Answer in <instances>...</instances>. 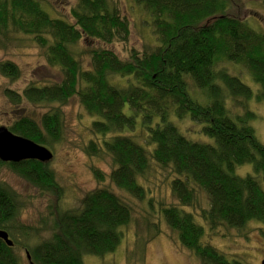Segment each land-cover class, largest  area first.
Instances as JSON below:
<instances>
[{"label": "trees", "instance_id": "obj_1", "mask_svg": "<svg viewBox=\"0 0 264 264\" xmlns=\"http://www.w3.org/2000/svg\"><path fill=\"white\" fill-rule=\"evenodd\" d=\"M131 1L145 11L152 47H127L130 22L120 13L118 0H74L68 16L55 13L44 0H0V50L30 41L61 75L57 83L33 82L21 92L3 88L1 96L14 108L6 127L52 152L64 140L61 107L76 98L90 118L92 138L83 152L110 158L108 178L116 189L144 201L151 168L169 170L175 201L159 203L158 214L180 247L199 264H245L205 239L220 228L264 225V145L250 125L256 115L245 106L251 99L264 102V32L255 30L247 17L228 14L231 0ZM260 2L264 9V0ZM92 41L104 46L79 50L81 42ZM115 44L128 51L126 59L108 47ZM84 53L86 65L80 58ZM228 65L246 71L257 91L228 72ZM0 76L15 81L20 70L12 62H0ZM184 119L211 141L187 138L175 121ZM244 165H251L252 175L235 174ZM0 169L36 188L53 205L45 222L25 224L20 195L0 182V229L13 243L9 247L0 239V264H25L19 249L34 264H83L84 255L104 257L114 253L122 228L133 219L124 198L106 188L87 192L78 207L64 210V189L49 163L0 162ZM91 172L101 182L106 176L98 169ZM152 226L159 234L158 225Z\"/></svg>", "mask_w": 264, "mask_h": 264}, {"label": "rangeland", "instance_id": "obj_2", "mask_svg": "<svg viewBox=\"0 0 264 264\" xmlns=\"http://www.w3.org/2000/svg\"><path fill=\"white\" fill-rule=\"evenodd\" d=\"M44 1L52 5L55 13L63 16H68V11L74 4V0ZM118 5L120 13L130 22L127 47L141 50L145 46H154L152 28L146 25L145 11L131 0H118ZM228 14L239 18L247 17L248 23L255 30L264 32V9L260 0H231ZM102 46L104 45L93 41L91 45L81 42L79 50ZM108 47L121 59H126L128 56V51L122 45L115 44ZM80 58L81 62L86 65L88 58L86 54ZM5 61L16 64L20 70V78L15 81L0 76V126L6 127L11 123L14 108L9 106L1 96L3 88L21 92L25 86L33 82L57 83L61 80V75L57 69L46 64L42 51L30 41L14 42L10 47L1 49L0 62ZM227 67L228 72L238 75L242 83L249 86L254 93L257 91V84L251 80L246 71L235 65ZM228 106L235 112H239L237 106ZM245 106L256 115L250 125L259 142L264 145V102L259 103L251 99ZM36 110L42 112L47 108ZM61 110L65 122L64 140L52 150L53 158L49 162V167L54 171L58 183L64 189L60 203L62 208L64 210L76 208L87 192L96 188H106L124 198L133 211V219L128 226L122 228L124 236L114 253H109L104 257L84 255L83 264H199L189 251L180 247L178 237L167 228L158 214L159 203L169 205L175 201L169 188V183L173 179L169 170H162L156 166L151 168L147 174L146 183L143 182L147 188V198L144 201H137L123 194L113 186L108 178L112 169L110 158L105 155L98 158L89 157L83 152V146L92 138L87 130L90 118L78 104L77 99L71 98L66 105L61 107ZM175 121L187 138L204 142L211 141L210 139L203 140V137L197 133L198 125L189 119ZM138 141L140 142L141 139ZM92 169L104 172L106 176L102 182L92 176ZM235 174L252 175L251 165L237 167ZM0 182L6 183L20 195L24 203V209L20 215L21 222L30 225L38 223L39 225L46 217H51L49 211L53 205L47 201V198L41 197L36 188L6 169H0ZM261 186L264 191L263 183ZM154 224L158 225L159 234H155V228L152 226ZM40 234L47 237L46 231ZM205 242L229 258L241 260L245 264H260L264 259V225L259 222H251L239 231L220 228L216 233H209ZM18 252L24 259V250L19 249ZM25 264H28L27 260Z\"/></svg>", "mask_w": 264, "mask_h": 264}, {"label": "water", "instance_id": "obj_3", "mask_svg": "<svg viewBox=\"0 0 264 264\" xmlns=\"http://www.w3.org/2000/svg\"><path fill=\"white\" fill-rule=\"evenodd\" d=\"M52 158L53 153L45 146L16 135L5 126H0V162L19 163L25 160H35L40 163H49ZM0 239L9 247L13 245L7 232L4 230H0ZM25 256L28 264H34L31 262L27 252H25ZM260 264H264V261H261Z\"/></svg>", "mask_w": 264, "mask_h": 264}, {"label": "bare ground", "instance_id": "obj_4", "mask_svg": "<svg viewBox=\"0 0 264 264\" xmlns=\"http://www.w3.org/2000/svg\"><path fill=\"white\" fill-rule=\"evenodd\" d=\"M1 230V229H0ZM9 237V236H8ZM10 239V238H9ZM91 256H93V255H91Z\"/></svg>", "mask_w": 264, "mask_h": 264}, {"label": "flooded vegetation", "instance_id": "obj_5", "mask_svg": "<svg viewBox=\"0 0 264 264\" xmlns=\"http://www.w3.org/2000/svg\"><path fill=\"white\" fill-rule=\"evenodd\" d=\"M262 261H264V259Z\"/></svg>", "mask_w": 264, "mask_h": 264}]
</instances>
